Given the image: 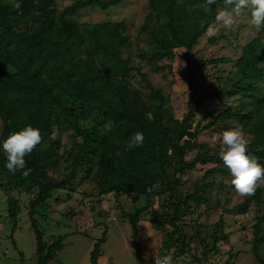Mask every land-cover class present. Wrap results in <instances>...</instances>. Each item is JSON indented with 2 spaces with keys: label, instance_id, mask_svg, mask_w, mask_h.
Returning <instances> with one entry per match:
<instances>
[{
  "label": "trees",
  "instance_id": "trees-1",
  "mask_svg": "<svg viewBox=\"0 0 264 264\" xmlns=\"http://www.w3.org/2000/svg\"><path fill=\"white\" fill-rule=\"evenodd\" d=\"M61 1L46 0L39 7L36 0H0V189L8 202L3 225L12 238L26 195L35 264L56 260L67 235L47 236L39 217H49L56 192L70 195L86 185L91 189L82 190V200L112 195L119 202V211L113 208L131 225L139 264H153L137 240L138 225L147 215L165 232L159 255H172L175 264H234L241 250L232 238L236 231L227 229L237 225L251 230V238L240 240L250 244L255 263L264 264V187L241 197L219 152L212 145L200 146L201 137L212 138L219 126L242 129L247 154L264 166V27L243 44L231 40L232 30L210 36V44L224 39L240 51L236 57H207L197 47L208 27L219 25L216 15L224 0H216L210 11L200 7L205 0H149L150 10L135 36L126 20L76 17L80 9L105 10L123 0ZM14 2L21 4L19 10ZM245 13L250 16L249 10ZM234 40L239 42L238 36ZM171 61L185 65L187 111L182 117L173 105L174 81L154 80L158 72L167 77L166 62ZM230 62V70L220 68ZM213 99L223 103L202 125L198 111ZM28 125L40 129L43 140L25 157L31 169L25 178L7 170L2 144ZM136 132L143 133L144 143L129 151L127 143ZM199 166L201 175L188 178ZM122 195L132 212L124 209ZM236 197L241 199L230 205ZM239 211L254 212L251 225L236 218ZM100 213L107 218L110 211ZM105 226L94 241L91 264H102ZM19 254L24 261L23 251Z\"/></svg>",
  "mask_w": 264,
  "mask_h": 264
},
{
  "label": "rangeland",
  "instance_id": "rangeland-1",
  "mask_svg": "<svg viewBox=\"0 0 264 264\" xmlns=\"http://www.w3.org/2000/svg\"><path fill=\"white\" fill-rule=\"evenodd\" d=\"M46 2V0H36L39 7ZM62 5H67L69 0L61 1ZM62 7V6H61ZM149 8V0H123L119 5L110 7L108 9H101L97 6H90L84 9L78 10L76 17L80 21H102V20H126L130 26V33L135 36L141 23ZM251 17L245 12L243 15L237 18L236 23L231 29H222L223 27L217 25L213 28L216 29V34H221L224 31L225 34L229 35V30L234 31V35L230 34L229 37L234 43L243 44L256 36L259 32L250 23ZM238 36L239 42L234 40ZM210 36H202L197 50H200V55L210 57L212 54L216 56L226 55L236 57L239 54L240 47L235 49L228 45L224 39L220 40L216 44H210L208 38ZM137 61H140L139 56H135ZM167 69L165 74L167 77H162V73L158 72L154 80L155 82H166L170 80L172 83V97L173 105L178 117H182L187 111V96L182 94L183 79L181 72L184 71L185 65L180 62L171 61L166 62ZM221 69L230 70L232 68V62L221 64ZM143 70L148 71V63H143ZM215 71L212 68H207V72ZM213 79L211 80V82ZM210 84L207 83L208 86ZM211 91V88H210ZM222 100H210L206 102L198 111V118L203 117L202 125L207 123L209 112L213 111L214 108L218 107ZM223 103V101L221 102ZM221 107H223L221 105ZM217 133L212 137L208 138L203 135L200 140V146L212 145L216 151L219 152L222 139V133L227 130H223L222 126L216 128ZM64 139L67 140L66 135ZM196 151H190L187 154V158L191 159L195 155ZM191 170L188 172L187 177L195 179L201 175V168ZM91 189L86 185L76 187L74 192L67 194L68 190H60L55 193L54 198L51 202V209L48 210L47 216L39 217L43 227L46 229L47 236H58L67 235L65 239V247L59 253L58 258L51 261L49 264H91V250L94 247V241L101 236L105 230V224L109 225L108 240L103 245V255L101 256L102 264H139L137 258L136 247L132 242V228L127 218L115 214V209L119 211L121 206L118 201H115V197H110L102 200H98L96 197H87L86 200H82V190ZM61 197L60 200H56V197ZM93 199L92 201H88ZM241 197H236L230 205H233L236 201L240 200ZM22 200L25 201L22 204V211L20 214L19 228L14 232V237L11 236V231L8 227L3 225L4 218L7 214L8 202L5 193L0 189V226H4L3 231L0 227V264H35V234L30 228V219L27 214V208L24 203L27 201V197L22 196ZM89 203H88V202ZM123 207L127 212H132L134 207L130 200L126 196H121ZM120 206H119V205ZM114 207V208H113ZM121 208V207H120ZM73 209L70 213H66L68 210ZM101 211H110L107 218ZM254 212H238L236 213L237 219L240 222L246 223L247 225L252 224V215ZM139 234L137 240L140 242L143 250V255L148 254V258L145 259L148 263L155 259L154 253L159 255L162 241L165 237V232L162 228H159L157 224L150 220L149 215L146 219L142 220L139 225ZM234 229L236 232L232 236L235 242V249L241 250V253L234 258V264H256L252 255L250 254V244L242 243L240 237L249 239L252 236L251 230L243 231L237 227H229ZM76 231V232H74ZM148 231L150 233L148 235ZM86 232V233H84ZM70 233V234H69ZM239 237V238H238ZM18 246L19 250L16 248ZM154 244V247L152 245ZM24 253V261H21L19 251ZM245 250V251H244ZM160 256V255H159Z\"/></svg>",
  "mask_w": 264,
  "mask_h": 264
},
{
  "label": "clouds",
  "instance_id": "clouds-1",
  "mask_svg": "<svg viewBox=\"0 0 264 264\" xmlns=\"http://www.w3.org/2000/svg\"><path fill=\"white\" fill-rule=\"evenodd\" d=\"M215 3L216 0H205V3L200 7L205 11H210L211 5ZM224 6V9L218 10L216 15V23L223 28L231 29L245 10L250 11L252 26L256 29L264 27V0H224ZM13 7L19 10L21 4L14 2ZM215 34L216 29L209 26L206 35L213 36ZM144 139L143 133H134L127 143V150L142 146ZM42 140L40 129L31 125L11 133L2 144L7 157V170L13 175L18 171L22 172L23 176L27 178L31 169H26L25 157L30 155L42 143ZM247 153V140L242 129L227 130L222 133L219 156L231 174V184L241 197L254 196L258 188L264 187V166L258 163L257 158ZM116 155H120V153H116ZM153 187H159V185ZM151 190L149 189V191ZM148 235L151 236L149 231ZM154 256L155 264H175L172 255L159 256L154 253ZM147 258L148 254H145V259Z\"/></svg>",
  "mask_w": 264,
  "mask_h": 264
},
{
  "label": "built area",
  "instance_id": "built-area-1",
  "mask_svg": "<svg viewBox=\"0 0 264 264\" xmlns=\"http://www.w3.org/2000/svg\"><path fill=\"white\" fill-rule=\"evenodd\" d=\"M153 264H155V259L153 260Z\"/></svg>",
  "mask_w": 264,
  "mask_h": 264
}]
</instances>
